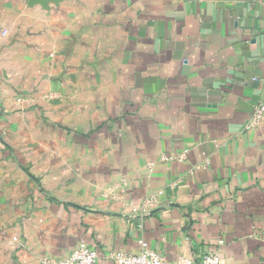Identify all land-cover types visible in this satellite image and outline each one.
Returning <instances> with one entry per match:
<instances>
[{"label":"crops","instance_id":"1","mask_svg":"<svg viewBox=\"0 0 264 264\" xmlns=\"http://www.w3.org/2000/svg\"><path fill=\"white\" fill-rule=\"evenodd\" d=\"M259 101L264 0H0V264H264Z\"/></svg>","mask_w":264,"mask_h":264},{"label":"built area","instance_id":"2","mask_svg":"<svg viewBox=\"0 0 264 264\" xmlns=\"http://www.w3.org/2000/svg\"><path fill=\"white\" fill-rule=\"evenodd\" d=\"M264 121V101H259L252 114L245 125V130L249 131L259 127ZM186 151L179 157H163L162 160L185 159ZM151 165H149L150 167ZM155 197H150L146 200L145 207H152L155 202ZM150 207V208H151ZM148 212V211H147ZM146 214L148 215V213ZM219 241V245H222ZM116 264H220V257L216 251L206 252L201 255L198 263L194 261L191 256H179L173 262L167 261L164 257L156 251L148 247L147 243L140 239L138 241V251L136 253L117 251L110 255ZM97 260V253L94 249L86 243H81L77 248L69 253L67 257L61 260H45L43 264H95Z\"/></svg>","mask_w":264,"mask_h":264},{"label":"water","instance_id":"3","mask_svg":"<svg viewBox=\"0 0 264 264\" xmlns=\"http://www.w3.org/2000/svg\"><path fill=\"white\" fill-rule=\"evenodd\" d=\"M46 0H30V3H43Z\"/></svg>","mask_w":264,"mask_h":264}]
</instances>
